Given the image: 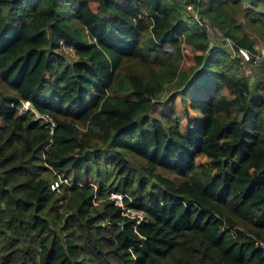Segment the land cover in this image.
<instances>
[{"label": "trees", "instance_id": "trees-1", "mask_svg": "<svg viewBox=\"0 0 264 264\" xmlns=\"http://www.w3.org/2000/svg\"><path fill=\"white\" fill-rule=\"evenodd\" d=\"M188 4L248 49L253 83ZM257 30L264 0H0V264H264ZM199 78L185 124L149 113L164 83L197 94ZM58 174L70 182L51 190Z\"/></svg>", "mask_w": 264, "mask_h": 264}, {"label": "rangeland", "instance_id": "rangeland-1", "mask_svg": "<svg viewBox=\"0 0 264 264\" xmlns=\"http://www.w3.org/2000/svg\"><path fill=\"white\" fill-rule=\"evenodd\" d=\"M90 5L92 7H94L93 3H91ZM248 35L250 37H252V36L255 37V39H256L255 45H256L257 48H259L260 46L264 45V35H262L263 37H260L259 33H258V30L256 32L249 31ZM211 39H213V46L217 45V43L220 42V40L217 37H215V36H212ZM222 44H223V47L225 48V50L230 53L231 52L230 46L228 44L227 45L224 44V43H222ZM181 49H182V58H181L179 67H180L181 70L190 72V67L194 65V55L196 53H198V51L194 47H192V45H189L186 42L182 43ZM63 53L66 56H69L68 52H63ZM240 66H241V70L244 71V73L247 75V78H248L249 82L253 83L254 82V77H253L252 72L250 71V68L247 65V63L245 61H242V62H240ZM194 81H195V84H196L195 87H198L200 92L197 93V94L193 93V95H186V92H184L183 94L185 95V97H183V95L181 93L182 96L179 95L178 96L179 98H177L176 101H174V102H169L168 99H169V95L170 94H172V96H173V94L176 93L175 91L172 90L173 88H175L174 85L176 84V81L175 82H170V83H167V84L164 83L163 84L164 87H162L164 89H163V92H162L161 97H160L161 101L159 103H155L154 106L151 108V111L149 113L152 116L160 117L162 113L165 114L168 109L173 107V108H175L176 112L178 114H180V117L183 118L182 121H183V124H185L186 123V113L188 112L190 114V112H191V114H194V113H192L194 111H191L189 108H187L188 107V102L190 101V99H192L193 96L199 97V96H203L204 95V97H205V93H204V91H202L203 90L202 89L203 86H202V84H200L203 81V78L194 79ZM134 82H135L134 86H136V87H140L141 86L140 83H138L137 81H134ZM0 89L3 90V91L5 90L2 85H0ZM222 92L227 94V89L223 88ZM181 98H183V99H181ZM181 132L183 134H185V135L187 134L188 130H187V126L186 125H183ZM197 159L200 160V161H203L204 157L203 156H198ZM58 198L59 199H58L57 203L54 204V207L57 206V205H60V207H58V209L60 210L61 214H64V212L69 211V209L71 208V204H69V201H67V195L64 194V193L60 194V196H58ZM52 204H53L52 201H49L46 204V206L44 208L46 210V212H49L48 209L52 206Z\"/></svg>", "mask_w": 264, "mask_h": 264}, {"label": "built area", "instance_id": "built-area-1", "mask_svg": "<svg viewBox=\"0 0 264 264\" xmlns=\"http://www.w3.org/2000/svg\"><path fill=\"white\" fill-rule=\"evenodd\" d=\"M186 8L192 12L194 18L197 20L198 24L202 28V30L206 33V36L208 37L209 46H213V39H211L212 36H215L217 38H220L221 41H223L224 44H228L230 46L231 52L230 54L233 56H238L241 61H247L250 57V53L247 48L242 46L234 45V42L228 39L227 37H224L220 34V31L216 26L211 24L206 18H199L197 11L192 7L191 4H188ZM61 48L64 50H67L70 55H72V49L67 48L64 46V44H61ZM255 60L264 61V45L260 46L258 48V53L255 55ZM30 108V102L28 100H23L18 108V112L22 113L26 109ZM34 118H42L44 121H51V118L47 115L39 114L38 112L34 111ZM70 182L69 178L58 174L55 179H53L49 186L51 190L59 191L60 187L64 184H68ZM123 193L118 191H113L110 193L109 198L113 200V203L116 205H120L123 208V213L129 216L135 215L136 212L133 208L124 205L123 203ZM258 244L263 248L264 250V243L258 241Z\"/></svg>", "mask_w": 264, "mask_h": 264}, {"label": "crops", "instance_id": "crops-1", "mask_svg": "<svg viewBox=\"0 0 264 264\" xmlns=\"http://www.w3.org/2000/svg\"><path fill=\"white\" fill-rule=\"evenodd\" d=\"M187 44H189V43H187ZM189 45H191V44H189ZM193 47V46H192ZM183 95V97H185V95L184 94H182ZM186 95H193V92H189V91H187V93H186ZM179 96V94H177V93H175V94H173V96H172V94H170L169 95V102H174V101H176V99L177 98H179L178 97ZM199 97H204V95L203 96H199ZM181 99H183V98H181ZM194 99V96H193V98L192 99H190V101L188 102V107L187 108H189L191 111H194V112H192V113H194V114H197L198 113V111L195 109V108H192L191 106H190V102H191V100H193ZM167 101V100H166ZM191 113V112H190Z\"/></svg>", "mask_w": 264, "mask_h": 264}]
</instances>
